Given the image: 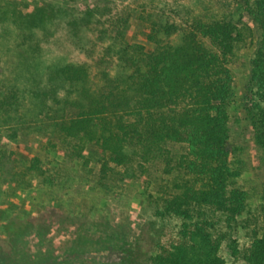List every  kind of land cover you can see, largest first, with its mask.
Masks as SVG:
<instances>
[{"label":"trees","instance_id":"obj_1","mask_svg":"<svg viewBox=\"0 0 264 264\" xmlns=\"http://www.w3.org/2000/svg\"><path fill=\"white\" fill-rule=\"evenodd\" d=\"M235 1L248 22L193 19L179 26L164 15L150 19L151 52L124 39L126 19L112 22L115 35L100 62H112L113 73L102 71L99 88L90 85L86 63L42 68L40 52L42 40L59 28L81 43L80 35L99 22L98 5L78 11L39 1L23 13L0 3L2 32L12 34L1 36L2 45L12 37L17 51L0 80V127L13 130V139L28 128L49 131L67 148L68 160L85 158V145L95 144L104 189L160 174L154 215L179 221L176 239L163 244L143 230L136 234L128 219L67 215L51 206L37 216L19 212L2 224L0 264H225L222 245L244 264H264V206L248 248L241 251L233 239L247 194L235 184L240 171L228 146L229 64L255 34L243 110L264 169V0ZM177 31L175 45L161 38ZM39 164L38 156L30 158L9 180L43 176ZM0 171L10 172L1 160ZM72 226L76 232L60 254Z\"/></svg>","mask_w":264,"mask_h":264},{"label":"rangeland","instance_id":"obj_2","mask_svg":"<svg viewBox=\"0 0 264 264\" xmlns=\"http://www.w3.org/2000/svg\"><path fill=\"white\" fill-rule=\"evenodd\" d=\"M39 1L72 7L78 11L98 5L101 12L94 19H99V22L94 23L90 31L80 35L81 43L66 30L59 28L40 44L42 68L65 61L86 63L90 67V85L93 88L100 87L102 71L113 73V63H101L100 59L115 35V29L110 26L114 21L122 22L126 19L124 39L142 45L146 52L154 49V44L147 40V33L151 20L158 15H164L169 22L179 26L193 19L204 22L227 19L234 23L243 19L248 22L246 13L238 8L235 0H0V3H10V6L14 5L24 13L28 9L26 7ZM1 36L6 38L12 34L3 33L0 25V80H4L8 76L11 57L17 51L13 49L12 37L2 45L4 39ZM180 37V31L170 37L161 36L173 45L179 42ZM254 43L255 34H251L246 46L235 53L229 64L233 74L234 96L228 105V146L232 152L233 166L240 171L235 184L247 194V207L237 218V228L233 234L241 251L248 248L252 230H260V212L264 206L261 152L252 142V130L243 110ZM31 129L35 128L25 129L13 139V130L0 127V160L5 172L10 171H0V236L3 235L2 224L7 218L19 212L37 216L51 206L67 215L104 216L114 222L128 219L136 234L143 230L154 241L163 244L176 239L179 221L161 220L154 215L157 190L165 179L163 176L157 174L150 179L137 176L123 182L117 181L104 189L100 186V151L95 144L85 145V158L68 160L63 155L67 148L61 145L58 136L49 134V131L44 133L43 130ZM34 156L40 158L37 168L44 175L38 176L33 172L18 184L12 183L9 180L13 178L12 172L17 174L24 171ZM76 229V226L70 228L68 237L60 243L58 253L61 254L69 245ZM220 254L225 264H244L241 258L234 259L225 245H222Z\"/></svg>","mask_w":264,"mask_h":264}]
</instances>
